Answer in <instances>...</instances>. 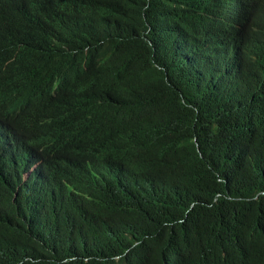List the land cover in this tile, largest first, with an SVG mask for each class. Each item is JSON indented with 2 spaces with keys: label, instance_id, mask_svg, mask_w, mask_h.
Masks as SVG:
<instances>
[{
  "label": "trees",
  "instance_id": "obj_1",
  "mask_svg": "<svg viewBox=\"0 0 264 264\" xmlns=\"http://www.w3.org/2000/svg\"><path fill=\"white\" fill-rule=\"evenodd\" d=\"M127 1L0 0V264H264V0Z\"/></svg>",
  "mask_w": 264,
  "mask_h": 264
},
{
  "label": "bare ground",
  "instance_id": "obj_2",
  "mask_svg": "<svg viewBox=\"0 0 264 264\" xmlns=\"http://www.w3.org/2000/svg\"><path fill=\"white\" fill-rule=\"evenodd\" d=\"M177 5L181 6L182 1L178 0ZM150 6H152V5L151 4H144L145 8H149ZM160 14L162 16L166 17L164 11ZM156 18L164 19L163 17H161L159 15ZM194 18L196 19V21L191 24V26H192L191 28H192L193 32H197V34L199 36H206L207 38H214L215 40L218 37L223 38L222 36L218 35L217 22L214 19H212L211 17H204V16H197ZM180 29H182L180 24H174L175 35L178 34ZM29 120H30V117H29ZM1 130H6L5 125L3 124L2 120H0V132H1Z\"/></svg>",
  "mask_w": 264,
  "mask_h": 264
},
{
  "label": "clouds",
  "instance_id": "obj_3",
  "mask_svg": "<svg viewBox=\"0 0 264 264\" xmlns=\"http://www.w3.org/2000/svg\"><path fill=\"white\" fill-rule=\"evenodd\" d=\"M133 0H129L127 2H120L124 4L126 7L128 3L132 2ZM216 0H182V5L178 8L179 11L190 10L191 13H195L197 16H204V17H211L215 20V17L207 14L209 13L213 7L212 2ZM197 16H193L197 17Z\"/></svg>",
  "mask_w": 264,
  "mask_h": 264
}]
</instances>
